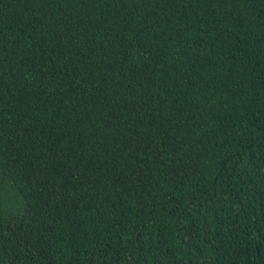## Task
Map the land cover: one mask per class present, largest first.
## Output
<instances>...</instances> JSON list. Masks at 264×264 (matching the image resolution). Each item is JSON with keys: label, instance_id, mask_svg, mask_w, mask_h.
Instances as JSON below:
<instances>
[{"label": "trees", "instance_id": "obj_1", "mask_svg": "<svg viewBox=\"0 0 264 264\" xmlns=\"http://www.w3.org/2000/svg\"><path fill=\"white\" fill-rule=\"evenodd\" d=\"M0 264H264V0H0Z\"/></svg>", "mask_w": 264, "mask_h": 264}]
</instances>
